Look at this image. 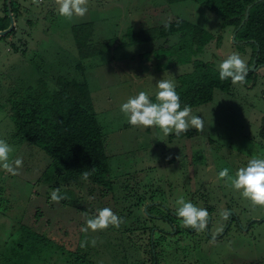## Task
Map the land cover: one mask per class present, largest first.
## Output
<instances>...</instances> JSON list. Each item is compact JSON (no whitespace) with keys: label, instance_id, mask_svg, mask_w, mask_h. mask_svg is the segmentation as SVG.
Instances as JSON below:
<instances>
[{"label":"rangeland","instance_id":"obj_1","mask_svg":"<svg viewBox=\"0 0 264 264\" xmlns=\"http://www.w3.org/2000/svg\"><path fill=\"white\" fill-rule=\"evenodd\" d=\"M10 2L14 8V0ZM4 3L0 0V15ZM44 4L49 5L48 11L31 8L22 18L13 9L15 36L0 37V139L14 149L11 159L23 158L18 175L0 169V264H151L149 233L142 236L123 231L136 215L167 229L164 222L151 217L173 218L180 196L208 210L213 223L210 236L223 227L225 234L212 240L206 232V237L203 232L194 233L199 242L188 248L185 261L169 254V246L164 244L163 255H156L157 264H264V209L253 207L224 180L217 179L225 167L235 176L250 157L264 158V148L252 151L245 139V133L256 135L261 125L264 127V67L251 68L253 46L233 41L231 29L222 28L217 14L191 1L169 5L164 0H89L87 14L72 20L58 16L51 0L41 2ZM177 18L214 36L195 59L211 63L219 74V64L235 52L253 76L245 78L242 85L217 76L222 89L214 90L210 103L192 108L191 114L203 119L204 130L190 128L198 134L176 138L175 134L164 136L158 127L130 126L120 107L140 91L155 102L156 83L161 79L172 80L176 87L180 84L182 75L192 70L191 64L158 70V59L166 64L169 59L166 52L156 54L155 50L189 39L190 32L167 42L113 47L83 60L105 138L111 188L89 184L75 190L39 180L44 172H52V160L41 148L16 140L9 100L40 80L51 89L63 88V77L77 75L78 53L71 33L74 25L91 23L92 41L115 39L118 43L129 28L146 29ZM208 136L214 142L213 149L203 140ZM57 188L65 202L51 201V192ZM137 203L142 204L136 207ZM105 207L127 222L118 228L81 232L86 219ZM225 210L235 212L239 221L225 225ZM172 222L178 226L174 219ZM179 228L187 230L181 223ZM184 237H179L181 244ZM85 239L89 244L82 248ZM78 244L80 260L73 254Z\"/></svg>","mask_w":264,"mask_h":264},{"label":"trees","instance_id":"obj_2","mask_svg":"<svg viewBox=\"0 0 264 264\" xmlns=\"http://www.w3.org/2000/svg\"><path fill=\"white\" fill-rule=\"evenodd\" d=\"M164 1L169 5L191 1L214 12L220 17L223 29L230 28L232 33L235 32V41L253 46L252 59L256 58V66L264 67V0ZM248 6H250L248 17L245 19ZM0 19L1 31L9 26V19L7 16ZM242 22L243 24L240 26ZM186 32L191 34L189 39L174 42L166 47H158L155 50L156 54L161 51L166 52L165 55L169 59V63L166 64L160 62L159 58V63L156 66L158 70L168 68L172 64H191L192 66L190 72L182 75L180 84L176 87L180 97L181 110L184 106H190L192 109L210 103L213 100L214 90L222 89L216 79L219 74L214 70L212 64L195 59L196 55L201 53L205 46L214 39L211 33L185 19L178 18L146 29L129 28L118 43L115 39L92 41L91 23H82L71 28L78 53L75 63L77 75L63 77L66 89L65 87L51 89L45 81L40 80L35 86L24 89L9 100L16 140L41 148L52 160V172L50 174L44 172L39 180L52 181L55 184L54 187L61 185L75 190L89 184L94 187L111 188L105 138L94 110L82 61L104 54L113 47L124 48L147 42H167L171 37H179ZM14 34L13 28L7 36ZM12 49L18 51V47L15 45H12ZM252 76L253 73L248 72L246 78L250 79ZM252 81L254 84L255 80L252 79ZM196 133L198 131L190 130L173 137H190ZM85 171L90 173L87 181L82 179V173ZM63 201L65 202V200ZM140 204L142 203H137L136 207ZM151 218L155 220L154 217ZM161 219L164 221L163 218ZM122 220V224L127 222L124 218ZM149 222L152 221L145 218L142 220L136 215L130 223L129 230L125 228L123 232L129 231L130 234L139 232L138 235L142 236L149 233L150 250L148 253L151 256V264H157V253L163 255L161 251H164V244L169 246L166 249L169 254L184 260L188 248L190 250L195 248L196 243L199 242L196 241L195 234L186 231L185 241L181 247H178L176 236L170 234L173 229L168 223L166 224V233H162L153 229L156 225H151ZM157 247L159 248L158 252H156ZM78 250L79 244L73 251L76 260H80ZM154 261L156 262L153 263ZM138 264H144V261Z\"/></svg>","mask_w":264,"mask_h":264},{"label":"clouds","instance_id":"obj_3","mask_svg":"<svg viewBox=\"0 0 264 264\" xmlns=\"http://www.w3.org/2000/svg\"><path fill=\"white\" fill-rule=\"evenodd\" d=\"M32 4L39 5L42 0H31ZM55 6L57 15L68 20L83 18L88 12L89 0H51ZM248 67L245 60L233 52L219 64V79L221 81L231 79L233 85L243 84L248 75ZM158 91L155 93V102L149 94L140 91L129 98L120 107V111L127 117V122L133 127L151 128L158 127L164 136L175 134L179 136L190 128L198 131L204 130V121L198 115H192L190 106H184L181 110L180 97L176 91V85L172 80L161 79L156 83ZM14 149L4 139H0V169L10 175H18V170L23 167V158L11 159ZM90 173H82V179L87 181ZM218 180H224L226 184L239 193L253 207L264 209V158H252L247 166L240 167L235 176L229 175L227 167L219 171ZM51 201L59 203L66 199L60 194V190L51 192ZM176 215L181 220V226L194 230L197 233L204 232L209 223V213L206 208L197 207L192 202L186 201L180 196L176 201ZM87 215V214H85ZM223 219L229 218L227 210L223 212ZM123 223L111 208L98 209L94 217L87 218L81 232L95 233L108 229L110 226L118 228ZM92 246L96 241L92 240ZM89 241L85 239L81 247H87Z\"/></svg>","mask_w":264,"mask_h":264},{"label":"flooded vegetation","instance_id":"obj_4","mask_svg":"<svg viewBox=\"0 0 264 264\" xmlns=\"http://www.w3.org/2000/svg\"><path fill=\"white\" fill-rule=\"evenodd\" d=\"M42 2L43 3H45L46 2V0H42ZM47 5V4H46ZM45 4L44 5H41V3L39 4V5H34V4H32V2H31V0H14V8H12V6H11V2H10V8H11V12L13 11V9H14V12L17 14V17L18 18H22V17H24V15L26 14V12H27V10H29V9H31V8H34V9H40V10H42L43 9V11L44 12H46V11H48V9H49V5H47L46 6ZM4 6H6V0H5V3H4ZM42 8V9H41ZM6 10V11H5ZM11 15H12V13H11ZM5 16H7L8 17V13H7V7H5L4 8V10L2 11V14L0 15V17L2 18V17H5ZM13 18V17H12ZM8 19H9V17H8ZM14 28V27H13ZM15 36V34L13 35V37ZM259 132L258 133H256V135H253L252 133H245V139H247L250 143V146L252 147L250 150H252V151H259V150H261L262 148H264V127L261 125V127H260V129L258 130ZM198 134V133H197ZM199 134H201V133H199ZM213 134H215V133H213ZM183 138V137H182ZM188 138V137H187ZM203 140L205 141V145H206V147L208 146V147H213V145H214V142L212 141V138H211V136H208V137H205V138H203ZM211 147V148H212ZM213 149V148H212ZM245 151H249V148H245ZM247 153V152H246ZM251 156V155H250ZM253 158V156L252 157H250V159H252ZM229 210V209H228ZM228 210H227V212H228ZM171 213V212H170ZM172 214V213H171ZM210 214V213H209ZM231 214V215H230ZM173 215V218H169V217H167V216H161V215H153V217L155 218V220H160V221H162V222H164V224H165V226H166V224L168 223L171 227H172V231H170V234H172V235H175L176 236V242H177V246L178 247H181V243H182V240L181 239H179V237H182L185 233V231H187V232H190V233H192V234H194V233H197V232H195L194 230H191V229H188L187 228V230H182V229H180L179 228V226H180V223H181V220H180V218H178L177 217V215H176V212L174 213V214H172ZM161 218H163L164 219V221L161 219ZM175 220V222H178V226H176L175 224H174V222H172V220ZM239 217H238V215L235 213V212H232V210L229 212V218L227 219V222H226V224L225 225H227L228 224V227L231 225V223L232 222H237V221H239ZM224 225V226H225ZM213 226V223H212V220H209V223H208V226H207V228H206V230L203 232V235H204V237H206L205 236V232H206V234L208 235V238L209 239H212V240H217V239H220L224 234H225V231L226 230H224V227L222 228V229H219V231H217L215 234H211V235H213V236H210V231H211V229L213 228L212 227ZM154 229H156V230H158V231H160V232H162V233H166V231L167 230H165V228H163V227H157V226H155L154 227ZM227 229V228H226ZM198 234V233H197Z\"/></svg>","mask_w":264,"mask_h":264},{"label":"water","instance_id":"obj_5","mask_svg":"<svg viewBox=\"0 0 264 264\" xmlns=\"http://www.w3.org/2000/svg\"><path fill=\"white\" fill-rule=\"evenodd\" d=\"M6 7H7V13H8V17H9V26L0 31V37L7 35L9 32H11V30L14 27V20L12 18L11 15V8H10V0H6ZM250 6L247 7L246 9V13H245V19L248 17V10H249ZM243 24V22L240 24V26ZM239 26V27H240ZM235 32L232 34V40L235 41ZM256 67V58L254 57L252 60V69H254Z\"/></svg>","mask_w":264,"mask_h":264}]
</instances>
